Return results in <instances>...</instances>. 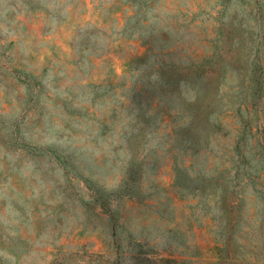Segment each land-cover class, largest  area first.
Returning <instances> with one entry per match:
<instances>
[{
  "label": "rangeland",
  "instance_id": "obj_1",
  "mask_svg": "<svg viewBox=\"0 0 264 264\" xmlns=\"http://www.w3.org/2000/svg\"><path fill=\"white\" fill-rule=\"evenodd\" d=\"M0 264H264V0H0Z\"/></svg>",
  "mask_w": 264,
  "mask_h": 264
}]
</instances>
